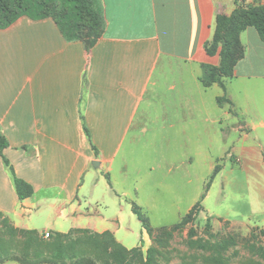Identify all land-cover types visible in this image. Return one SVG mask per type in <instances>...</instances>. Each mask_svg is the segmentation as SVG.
I'll list each match as a JSON object with an SVG mask.
<instances>
[{
	"label": "crops",
	"instance_id": "1",
	"mask_svg": "<svg viewBox=\"0 0 264 264\" xmlns=\"http://www.w3.org/2000/svg\"><path fill=\"white\" fill-rule=\"evenodd\" d=\"M95 1L102 26L89 51L84 41L66 40L51 18L22 16L0 29L4 156L33 189L20 201L0 158V213L19 229L110 232L126 249L146 250L151 240L131 202L144 206L138 186L149 172L162 163L180 170L167 188L186 191L184 217L200 198L206 139L218 150L221 140L238 132L246 141L260 129L255 135L264 140V42L248 27L239 36L243 57L225 87L205 88L199 80L205 66L219 64L206 47L220 17L254 0ZM221 96L231 105H218ZM157 122L162 126L147 127ZM146 136L164 147L149 148L151 166L141 171L137 146ZM239 152L264 167L254 147ZM218 163L210 159L208 170Z\"/></svg>",
	"mask_w": 264,
	"mask_h": 264
},
{
	"label": "rangeland",
	"instance_id": "2",
	"mask_svg": "<svg viewBox=\"0 0 264 264\" xmlns=\"http://www.w3.org/2000/svg\"><path fill=\"white\" fill-rule=\"evenodd\" d=\"M257 1L254 4L259 5ZM235 49V55H238L239 49L236 46ZM227 72L232 75L230 67ZM236 120L238 125H243L245 117L239 114ZM252 120L259 123V118ZM160 126L161 122L147 124L150 130ZM259 132L260 129L249 135L246 141L237 132L229 140H221L218 150L212 147L217 145L216 142L205 140L206 166L203 173H199V176L203 175L198 200L201 207L197 216L193 215L184 224L180 222L188 206L183 196L186 191L167 188L168 183L175 182V176L179 177L180 170L169 171L170 164L162 163L160 169L148 173L150 178L142 187L138 186V192L139 201L144 205L139 206L143 207L151 227L156 230V240L151 241L156 250L152 255L153 264H264V167L252 165L249 158L239 154L241 146L254 147L258 158L264 157V140L256 136ZM151 146L161 149L164 142L159 137L149 136L140 140L137 158L141 171L149 170L151 166L148 154ZM233 146L237 148L236 152H233ZM232 152L233 155L228 157ZM210 159H217L221 168L205 192L213 172L207 166ZM48 234V237L41 236L38 232L16 228L0 213V258L13 253L25 259L53 258L59 248L63 259L74 255L76 258L89 257L97 264H145L147 249L138 247L130 257L121 260V248L111 235L100 240L90 233L77 231L64 240L61 247H55L56 235ZM112 243L115 249H111Z\"/></svg>",
	"mask_w": 264,
	"mask_h": 264
},
{
	"label": "trees",
	"instance_id": "3",
	"mask_svg": "<svg viewBox=\"0 0 264 264\" xmlns=\"http://www.w3.org/2000/svg\"><path fill=\"white\" fill-rule=\"evenodd\" d=\"M22 16H26L32 20L51 18L66 40L86 42L87 51L95 45L96 37L102 26L101 11L95 0H0V29H6ZM248 27L254 28L264 42V5H256L254 3L246 5L241 3L236 6L230 15H223L220 17V27L215 35V39L206 47V53L208 55L213 56L218 53L219 64L218 66H205V73L199 78L205 88L213 84H217L221 88L225 87V82L232 77V75L227 72V68L230 67V72L232 71L233 73L235 63L243 57L244 52L239 43V36ZM235 46L239 49L238 55H235ZM216 101L220 106L226 104L231 105V102L224 96L216 98ZM85 131L87 133L86 129ZM7 147V140L0 133V158L4 166L10 172L15 193L17 198L21 201L31 197L33 195V189L28 183L16 177L8 160L4 156V150ZM220 168V165H216L214 168L206 185L205 192L208 191L211 182L219 173ZM203 199L204 195L201 197V200ZM131 207L133 214L141 223L142 228L147 232L150 240L155 242L156 230L151 227L149 219L142 208L135 202H131ZM200 207L201 201H198L191 211L181 219L182 221L180 223L184 224L193 215L196 217ZM77 231L90 233L92 237L100 240L107 235H111L114 238L113 234L110 232L96 234L87 230L76 229L68 234H54L56 235L53 242L54 246L61 247L62 242L68 240L73 236V233ZM31 232L37 234L35 231ZM41 236L43 235L41 234ZM115 240L114 238V241ZM111 245V249L116 248L114 243ZM118 245L122 252L120 256L121 260H125L126 257H130L138 250L137 248L128 250L120 243ZM155 253L156 250L152 243L146 251L145 264H153L152 255ZM7 262H14L15 264H97L89 257L76 258L74 255H69L66 259H63V252L59 248H57L56 255L53 258L41 257L35 260L25 259L13 253L4 258H0V264H5Z\"/></svg>",
	"mask_w": 264,
	"mask_h": 264
},
{
	"label": "built area",
	"instance_id": "4",
	"mask_svg": "<svg viewBox=\"0 0 264 264\" xmlns=\"http://www.w3.org/2000/svg\"><path fill=\"white\" fill-rule=\"evenodd\" d=\"M44 235H45V236H47V237L49 236V234H48V233H45Z\"/></svg>",
	"mask_w": 264,
	"mask_h": 264
}]
</instances>
